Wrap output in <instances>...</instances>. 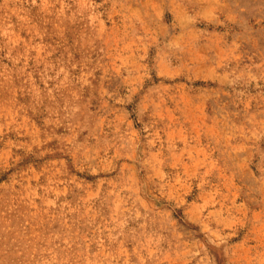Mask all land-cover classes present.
Wrapping results in <instances>:
<instances>
[{"label": "rangeland", "instance_id": "rangeland-1", "mask_svg": "<svg viewBox=\"0 0 264 264\" xmlns=\"http://www.w3.org/2000/svg\"><path fill=\"white\" fill-rule=\"evenodd\" d=\"M0 264H264V0H0Z\"/></svg>", "mask_w": 264, "mask_h": 264}]
</instances>
